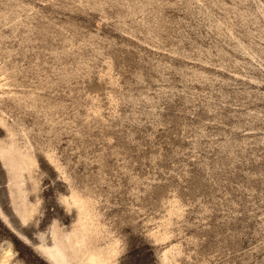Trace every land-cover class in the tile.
Segmentation results:
<instances>
[{"label":"rangeland","instance_id":"rangeland-1","mask_svg":"<svg viewBox=\"0 0 264 264\" xmlns=\"http://www.w3.org/2000/svg\"><path fill=\"white\" fill-rule=\"evenodd\" d=\"M0 263L264 264V0H0Z\"/></svg>","mask_w":264,"mask_h":264},{"label":"bare ground","instance_id":"bare-ground-1","mask_svg":"<svg viewBox=\"0 0 264 264\" xmlns=\"http://www.w3.org/2000/svg\"><path fill=\"white\" fill-rule=\"evenodd\" d=\"M22 163H24L23 161L22 162H20L19 164H22ZM30 214V213H29ZM4 257H7V253L4 255ZM0 264H2V263H0Z\"/></svg>","mask_w":264,"mask_h":264}]
</instances>
